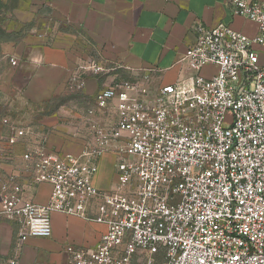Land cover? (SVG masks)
I'll return each mask as SVG.
<instances>
[{
	"label": "built area",
	"instance_id": "2783aa9c",
	"mask_svg": "<svg viewBox=\"0 0 264 264\" xmlns=\"http://www.w3.org/2000/svg\"><path fill=\"white\" fill-rule=\"evenodd\" d=\"M229 4L233 15L257 25L254 38L197 24L196 42L181 59L196 76L153 94L147 78L116 83L95 97L99 111L115 101V123L101 126L88 110L91 142L78 155L42 144L21 153L23 173L50 186L45 204L24 196L19 170L2 176L0 167V217L18 225L20 240L49 238L59 213L106 227L95 249L65 248L70 264H154L161 251L164 264H264V3ZM205 67L215 74L200 75ZM1 122L8 147L31 135ZM110 150L114 189L102 192L97 161Z\"/></svg>",
	"mask_w": 264,
	"mask_h": 264
},
{
	"label": "crops",
	"instance_id": "0c3cea01",
	"mask_svg": "<svg viewBox=\"0 0 264 264\" xmlns=\"http://www.w3.org/2000/svg\"><path fill=\"white\" fill-rule=\"evenodd\" d=\"M14 14L19 22L29 20L31 24L30 28L16 29L11 34L15 42L4 46L1 59L6 70L0 78V91L13 89V100L25 111L34 107L42 112L50 102L71 97L55 106L57 122L46 124L38 134L30 130L31 135L15 147H8L7 128L2 125L0 142L6 145L0 153L2 176L23 164L20 156L25 149L41 144L51 151L64 153L69 149L78 155L84 144L91 142L86 120L90 109L94 110L92 119L101 126L113 125L115 101L105 112L95 108V97L101 90L121 82L143 83L147 78L144 86L153 94L160 86L185 83L196 76L181 59L196 42L197 24L208 29L223 25L249 38L258 34L255 23L232 14L229 0H16ZM259 54L264 63V50ZM10 58L15 59V66ZM91 67L104 71L93 73ZM201 72L209 78L216 69L205 67ZM74 79L83 87H73ZM68 101H77V105ZM4 153L11 156L2 157ZM97 164L96 187L112 192L113 151ZM21 175L24 196L45 204L50 186L35 185L28 173ZM98 204L99 199H95L89 206L90 218L97 216ZM51 223L49 238L20 240L18 225L0 217V264H7L9 259L18 264H70L65 254L68 245L95 249L106 230L105 225L93 220L59 213L52 214Z\"/></svg>",
	"mask_w": 264,
	"mask_h": 264
},
{
	"label": "rangeland",
	"instance_id": "374dc122",
	"mask_svg": "<svg viewBox=\"0 0 264 264\" xmlns=\"http://www.w3.org/2000/svg\"><path fill=\"white\" fill-rule=\"evenodd\" d=\"M15 1L16 0H0V26L5 27L7 31H11L10 33L6 32L7 37L2 35L0 36V78H2V75L6 70L5 60L1 59L3 57V52L6 50V48L4 47L5 44H12L15 42V39L14 37H11V34L13 35L16 29L22 28V26H26L27 28H30V24H31L29 20H27L25 23L19 22L17 20L14 14ZM92 72L95 73L93 70ZM201 75L204 76V73L201 72ZM14 94H15L14 90L11 88L7 89V91H0V120L2 121L1 118L5 117V119L9 123H11V125L17 127H22V126L29 127L31 128L30 130H33L36 134H38V131H42V128L43 130H45L44 128H46V124L50 125L58 121V119H56L57 116H55L57 114H54L55 106H58L59 104L64 102L61 99L68 100L71 97V95L62 96L59 99H57V101L50 102V106H49L50 108L48 107L44 109L42 112L40 111L37 112V110L34 109V107L32 108L27 107L28 109H26V111L20 109L19 108L20 104H17L13 100V97H15ZM45 104L47 105V103H44V105ZM69 104L77 105V101H74L72 103L70 101ZM71 120L72 118H69L68 121L71 122ZM1 121H0V129L2 128ZM5 149H6V145L0 142V153ZM63 152L66 155L68 154L76 155L75 151L69 149H65L63 150ZM22 167L23 165H17L18 168L17 170H19V175L23 173ZM112 183H113V177L111 176V178L109 179V185H112ZM18 184L20 187H22V181H20ZM154 264H164V254L162 251L155 257Z\"/></svg>",
	"mask_w": 264,
	"mask_h": 264
},
{
	"label": "trees",
	"instance_id": "16d2710c",
	"mask_svg": "<svg viewBox=\"0 0 264 264\" xmlns=\"http://www.w3.org/2000/svg\"><path fill=\"white\" fill-rule=\"evenodd\" d=\"M6 32H7V29L3 26H0V36L2 35V36L7 37Z\"/></svg>",
	"mask_w": 264,
	"mask_h": 264
}]
</instances>
